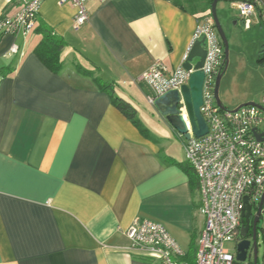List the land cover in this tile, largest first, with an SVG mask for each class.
Listing matches in <instances>:
<instances>
[{"label": "crops", "instance_id": "crops-1", "mask_svg": "<svg viewBox=\"0 0 264 264\" xmlns=\"http://www.w3.org/2000/svg\"><path fill=\"white\" fill-rule=\"evenodd\" d=\"M209 2L87 0L90 19L75 30L71 3L44 0L31 33L0 40V264H162L131 249L125 232L138 218L163 224L186 256L194 241L198 247L205 217L184 157L187 140L153 104L183 150L138 117L143 131L95 79L114 82L127 101L140 91L148 99L141 77L157 60L170 71L182 64L199 21L211 15ZM20 8L21 0H8L0 15ZM235 14V31L219 18L233 51L238 33L259 59L264 14L253 16L250 29ZM41 23L68 43L59 73L36 53ZM255 72L233 85L225 76L226 109L262 101L264 64Z\"/></svg>", "mask_w": 264, "mask_h": 264}, {"label": "built area", "instance_id": "built-area-1", "mask_svg": "<svg viewBox=\"0 0 264 264\" xmlns=\"http://www.w3.org/2000/svg\"><path fill=\"white\" fill-rule=\"evenodd\" d=\"M2 0H0L1 2ZM44 0H21V8L14 14L0 15V39L7 35L25 36L37 24ZM240 10L245 29H250L256 14L254 4L231 0ZM75 9L74 29L79 30L90 19L87 0H60ZM207 36V58L200 69L205 74L201 113L209 132L186 141L188 163L193 167L199 183L201 210L205 217L195 264H243L225 248L240 230L245 198L250 204L260 202L264 194V110L247 105L237 111L221 109L215 99L216 78L225 63L224 44L211 15L199 21L192 43ZM17 46L12 53L17 52ZM190 49V48H189ZM185 56L184 60L186 59ZM182 65L169 70L157 60L141 77L151 90L148 100L172 91H181L189 84L191 74ZM260 105L264 106V97ZM185 108L184 101H182ZM131 249L157 255L162 264H188L186 252L174 240L167 228L154 220L138 218L125 232Z\"/></svg>", "mask_w": 264, "mask_h": 264}, {"label": "water", "instance_id": "water-1", "mask_svg": "<svg viewBox=\"0 0 264 264\" xmlns=\"http://www.w3.org/2000/svg\"><path fill=\"white\" fill-rule=\"evenodd\" d=\"M218 0H213L211 15L215 22V26L224 44V54L226 67L225 70L218 74L216 78L215 87V99L218 106L227 110L222 104L220 98V88L224 73L226 72L229 65V42L226 36L222 22L220 21L217 14ZM207 36L202 35L200 38L195 40L190 49L187 52V57L182 62V67L187 70H195L191 74V78L188 85L182 87L181 91L172 90L159 98L153 104L158 110L160 115L169 123L172 129L183 136L186 140H190L192 137L201 138L209 132V126L201 113V107L203 105V86L205 74L200 71L204 66L207 58ZM182 101H184L185 108H183ZM253 105L264 110V106L257 102H250L239 106L234 109L237 111L241 107ZM245 207L242 213L244 220L248 221L252 215V204L248 202V198L245 199ZM260 207L264 206V194L260 200ZM245 229H243L244 232ZM260 245L264 244V224L262 227V234L260 236ZM251 241L242 240L237 244L236 247V260L240 263H248L253 260V264H259L260 254L258 253V244L254 240L253 252ZM253 257V259H252Z\"/></svg>", "mask_w": 264, "mask_h": 264}, {"label": "rangeland", "instance_id": "rangeland-1", "mask_svg": "<svg viewBox=\"0 0 264 264\" xmlns=\"http://www.w3.org/2000/svg\"><path fill=\"white\" fill-rule=\"evenodd\" d=\"M6 1L8 0H2L1 3L6 2ZM207 6H208L207 8H209L208 9L209 13H211L212 5L209 4ZM197 7L199 8L200 6H198V4L196 3V8ZM235 12L239 14L240 10L238 8H233L230 0H218L217 14L219 18H223L224 16L227 18V22L230 25V28L233 29V31H235L234 29L235 27H237L234 25V22L237 20ZM238 26L241 27L240 24ZM225 33H226V36L229 42V67L227 68L222 78L221 88H220V98L221 99H222V86L226 83L227 76H228V82H229L228 84L231 83L233 85V83L238 82L239 80L243 78H246L248 80L254 78L255 73H256L255 71L258 68V59L257 57H254V52H251L252 50L251 51L248 50V46L244 40V36L234 32L235 33L234 36L236 38L235 46H237L235 48L236 49L235 51H237L236 53L235 51H233L234 50L233 42L232 41L230 42L229 40L232 37H229L226 31ZM82 63L84 64V62ZM84 66L89 69L87 64L86 65L84 64ZM122 86H119V87H121L122 89ZM131 98L132 99L129 102H131L132 105L137 109L138 117L140 118V120L149 128L150 126L153 127L154 129L161 128L160 131L163 132L162 133L164 134L163 137L172 138L170 143H168L170 144V147L173 150H176L177 152L182 151L183 146L181 142L176 140L177 139V138L175 139L176 136H174L173 133L167 130L165 124H163V121L161 120L154 106L148 101L145 95L140 91V97L131 95ZM158 120H160V123L157 122ZM174 139L177 142H174L175 141ZM183 153L184 152H182V154ZM184 157L186 156L184 155ZM236 247H237V243L234 241L225 243V248L228 249L234 255H236V251H237ZM259 264H264V244L261 245L260 247Z\"/></svg>", "mask_w": 264, "mask_h": 264}, {"label": "trees", "instance_id": "trees-1", "mask_svg": "<svg viewBox=\"0 0 264 264\" xmlns=\"http://www.w3.org/2000/svg\"><path fill=\"white\" fill-rule=\"evenodd\" d=\"M231 1V0H230ZM254 4L256 13L264 14V8L261 7L258 0H243ZM213 0H210L209 4L212 5ZM212 8V6H211ZM39 32L42 34V39L38 46L36 47V53L41 61L54 73H59L63 67V59L61 54L63 49L67 46V42L61 37L57 36L54 30L48 25L41 23L38 27ZM2 39V38H1ZM0 39V40H1ZM264 47V45H263ZM259 64H264V48L259 53ZM226 62L224 63L222 71L225 70ZM90 74V73H88ZM95 82L100 91L106 92L112 98L116 107L125 114L136 126H138L143 131L145 130L137 116V110L135 107L127 100L116 95V84L114 82H106L102 78H96ZM190 165V164H189ZM191 166V165H190ZM189 166V169L193 167ZM192 186L199 189V183L197 176L195 174H190ZM196 242L191 244V249L189 254L185 257L189 264H195L196 253H197Z\"/></svg>", "mask_w": 264, "mask_h": 264}, {"label": "flooded vegetation", "instance_id": "flooded-vegetation-1", "mask_svg": "<svg viewBox=\"0 0 264 264\" xmlns=\"http://www.w3.org/2000/svg\"><path fill=\"white\" fill-rule=\"evenodd\" d=\"M263 224H264V206L260 207V203L253 204L252 205V215L250 216L248 221L244 220L242 216L241 221H240V230L236 238L234 239V242L238 244L242 240L251 241L252 249L250 250V253H252L253 252V242L255 240L258 244V253L260 254V247H261L260 236L262 234ZM243 229H245L244 232H243ZM252 261L253 260H251L248 263H243V264H253Z\"/></svg>", "mask_w": 264, "mask_h": 264}]
</instances>
